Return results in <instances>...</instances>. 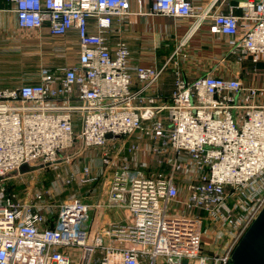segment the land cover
I'll use <instances>...</instances> for the list:
<instances>
[{
  "label": "built area",
  "instance_id": "built-area-1",
  "mask_svg": "<svg viewBox=\"0 0 264 264\" xmlns=\"http://www.w3.org/2000/svg\"><path fill=\"white\" fill-rule=\"evenodd\" d=\"M6 1L20 29L46 28L55 38L75 30L78 55L74 65L42 66L37 83L0 88V176L22 164L56 170L76 143L99 148L133 134L146 141L153 163L149 176L121 169L102 178L93 203L55 206L40 183L31 192L29 175H17L28 186L23 195L1 179L0 264H230L264 205V83H243L264 81V0L239 1V16L212 11L224 0L199 13L192 0L151 4L172 18L195 16L187 36L209 17L214 33L237 37L229 55L249 60V69L233 78L184 77L177 56L185 38L162 64L131 66L126 43L106 41L128 0ZM168 69L173 84L164 94L158 83ZM109 207L122 209V218L94 231L92 218ZM204 231L216 245L211 252L202 249Z\"/></svg>",
  "mask_w": 264,
  "mask_h": 264
},
{
  "label": "crops",
  "instance_id": "crops-1",
  "mask_svg": "<svg viewBox=\"0 0 264 264\" xmlns=\"http://www.w3.org/2000/svg\"><path fill=\"white\" fill-rule=\"evenodd\" d=\"M239 1L241 0H224L216 4L212 11L220 10L239 16L242 13L237 8ZM128 2V14L121 19L115 18L112 21L106 34V41L107 45L113 48L117 40H123L130 52L129 64L131 66L155 67L162 64L178 43L185 38L177 56L178 66L184 77L193 78L210 73L218 77L233 78L242 77L245 71H248L249 60L238 61L229 55L230 42L237 37L214 33L211 30L212 24L209 17L200 20L194 31L187 36L197 21L195 16L172 18L152 12L153 0H128ZM209 2L210 0H192L195 12L203 11ZM88 30L91 33L96 32L94 19L88 21ZM45 45L50 46L53 53L62 59V64L56 65L55 68L76 63L78 42L75 30L69 31L64 37L55 38L48 35L46 28L40 30L20 29L16 24L13 5L6 0H1L0 88L39 82L40 68L45 65L37 63V69L29 72H25L22 65L28 60L24 58L27 51L33 53L37 48H42ZM73 55H76L74 60H72ZM243 83L244 85L257 86L263 84L264 81L261 76L257 75L253 79H244ZM172 84L171 69H168L160 77L158 88L162 93L168 94ZM90 174L87 179L99 175L96 170H92ZM97 181L99 185L96 194L91 197L92 201H86L87 203H93L99 196L102 178H98ZM107 216L109 217V214L107 215L106 209L96 213V216L92 218L94 231H98L108 221L116 220L111 217L107 219ZM88 223L90 226L91 222ZM201 241L202 249L204 250L203 243L205 242L208 244V248L204 251L211 252L210 248L215 244L211 238L208 242L205 240L203 242L202 235Z\"/></svg>",
  "mask_w": 264,
  "mask_h": 264
},
{
  "label": "rangeland",
  "instance_id": "rangeland-1",
  "mask_svg": "<svg viewBox=\"0 0 264 264\" xmlns=\"http://www.w3.org/2000/svg\"><path fill=\"white\" fill-rule=\"evenodd\" d=\"M50 46L45 45L42 48H37L33 53L26 52L24 58L28 59L26 63L22 65L25 68V72L33 71L37 69V63L43 64L47 67H57L56 65L62 64V59L53 53ZM76 55H73L74 60ZM112 143H107L102 147H84L83 144L76 143L72 149L66 152L63 156L62 162L59 164L58 169L43 168L41 170L27 173L29 175L25 179L31 182L29 186L31 192L36 190L35 184L44 186L50 191V203L55 206L61 204L67 200H81L92 201L91 197L96 194L98 181L87 180L84 172V168L88 167L89 174L92 170H96L97 178H109L113 173L119 172L121 169L127 172H141L143 175L149 176L147 170L153 161L148 151V144L139 135L133 134L128 136H121ZM136 144L138 147L134 151L128 150L129 145ZM102 158L104 162H102ZM34 166V165H31ZM96 174V175H97ZM92 175V174H90ZM86 179H85V178ZM8 180L9 178H5ZM10 187L20 195H23L27 189V183L25 185L24 180L20 177H10L8 181ZM260 192L264 191V178H260ZM257 204L254 202L252 207ZM52 208V207H51ZM56 208L50 213V215L56 213ZM107 215L111 219H120L123 216V210L117 207H109L106 209ZM107 216V219L109 218ZM211 238L210 234L206 231L203 234L204 240L208 242ZM203 248H208L207 243H203ZM216 248L213 245L210 251ZM64 251H67L64 249Z\"/></svg>",
  "mask_w": 264,
  "mask_h": 264
},
{
  "label": "water",
  "instance_id": "water-1",
  "mask_svg": "<svg viewBox=\"0 0 264 264\" xmlns=\"http://www.w3.org/2000/svg\"><path fill=\"white\" fill-rule=\"evenodd\" d=\"M111 137L110 134L106 135L107 139ZM115 138L119 137L115 136ZM57 162L61 163L62 160ZM47 166L48 164L34 166L22 164L17 169L0 176V180L35 172ZM230 264H264V205L233 249Z\"/></svg>",
  "mask_w": 264,
  "mask_h": 264
}]
</instances>
